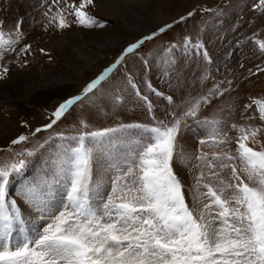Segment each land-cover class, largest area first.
Wrapping results in <instances>:
<instances>
[{
	"label": "snow or ice",
	"instance_id": "obj_1",
	"mask_svg": "<svg viewBox=\"0 0 264 264\" xmlns=\"http://www.w3.org/2000/svg\"><path fill=\"white\" fill-rule=\"evenodd\" d=\"M95 6L93 0L78 3L65 0L63 4L61 0H43L37 5L41 9L40 20L33 18L32 23H39L45 32L63 30L72 24L103 28L107 21L93 14ZM253 7L264 16V0L254 2ZM194 11L179 16L172 24L184 21ZM24 23L25 17L19 16L5 31L4 21L0 19V80L9 73V65L3 63L6 53L15 54L20 68L30 63L27 57L32 45L23 43L17 50L26 37ZM172 24L158 26L127 42L112 64L77 93L58 101L47 122L12 139L9 150L26 143L30 136L52 130L66 119L70 110L83 107L85 98L98 110H103L109 95L114 102L121 101V89H115L112 94L102 92V82L128 54L170 29ZM189 46L206 62L201 81L211 80V87L176 103L172 95L156 91L149 83L151 92L167 101L166 119L157 118L158 106L141 93L132 74L126 73L125 85L144 102L152 125L120 123L90 131L81 120L74 135L52 133L49 139L55 137L65 143L52 158L51 183L46 179L43 187L36 181H28L11 191L13 180L23 175L27 157L33 155V150L23 148L0 162V264H264V145L260 150L250 146L258 143V136L264 138V101L255 102L258 125L248 122L254 119L252 116L239 125L215 118L197 119L202 107H210L215 98L238 90V81L243 76L233 79L226 76L217 82L212 76L214 61L208 50L186 37L184 47ZM259 49L264 55V40L259 43ZM38 51L45 53L44 48ZM48 59L52 57L49 55ZM239 67L244 65L241 63ZM224 69L231 73L226 64ZM216 71H220L219 65ZM256 71L264 74V68L258 65ZM250 108L251 104H243L235 111L243 114ZM228 111L231 114L234 110ZM189 119L213 126L209 140L215 145L227 147L230 143L227 132L216 130L218 127L238 133L235 155L212 153L210 159L202 152L195 157L207 166V179L217 181L215 187L211 182L203 183V171L196 177L197 190H206L200 193L206 202L197 212L188 206L184 185L173 168L174 160L185 161L194 155L187 153L180 143ZM132 130L143 133L141 142L128 155H113L106 146ZM97 167L99 173L107 168L114 174L109 190H101L100 176H94ZM224 169L230 172L227 180L221 175ZM53 189H58L59 195Z\"/></svg>",
	"mask_w": 264,
	"mask_h": 264
},
{
	"label": "rangeland",
	"instance_id": "obj_2",
	"mask_svg": "<svg viewBox=\"0 0 264 264\" xmlns=\"http://www.w3.org/2000/svg\"><path fill=\"white\" fill-rule=\"evenodd\" d=\"M135 1L139 2L136 4L139 8L136 6V9H140V13L144 11L143 15L146 14L145 2L150 4V9L154 13L160 14L159 9L156 10L155 7L161 4L166 6L165 12L170 16L177 14L175 19L166 24H172L179 16H186L189 11L194 9L195 11L192 16L187 17L182 22L172 24L170 29L145 42L139 49L128 54L125 60L106 77V80L102 82L101 91L112 94L115 89L119 88L121 89L119 93L122 97L121 101L114 102L112 96L109 95L104 102L103 110H98L85 98L83 107L77 106L75 111L70 110V114L67 115L66 119L54 125L52 130L41 131L30 136L26 143L12 146L9 150L12 139L20 133L27 134L29 130H34L47 122L50 112L58 101L68 94L77 93L91 78L113 63L127 42L134 41L141 34L129 33L122 24V19L115 17L108 4L103 3V0H93L96 6L92 10L98 19L107 21L103 28H88L72 24L63 30L54 31L49 29L47 32L43 30L39 23H32L33 18L36 21L40 20L41 9L37 5L41 4L43 0H0V19L4 21L5 31L16 22L19 16L25 17L23 30L26 37L24 41L17 45V50L23 46V43L32 45L31 54L27 57L30 63L25 68H20L17 65L14 53L5 54L3 63L9 65V73L6 79L0 80V91H3L5 87L11 90V93H14L11 94L13 98L8 101L0 98V119L9 122L7 125H0V162L9 159L13 152H19L23 148L33 150V155L27 157L28 164L23 175L13 180L12 192H15L21 183L28 181H36L41 187H43L46 179L51 183L52 158L58 147L65 143V141L55 137L49 139L52 133L62 132L66 136L74 135L79 127L78 121L81 120L88 124L87 130L90 131L104 127H115L120 123L152 125L153 122L147 113L144 102L135 92L126 87V73L132 74L141 93L147 94L153 104L158 106L155 110L158 119H166L167 101L152 93L149 83L151 88L156 91H163L166 95H172L176 103L200 95L211 87V80L201 81V74L206 67V62L194 47H184L186 37H191L194 43H199L208 50L214 61L211 66L212 76L215 77L217 82L223 80L226 76L228 79L243 76L238 81V90L215 98L210 107H202L197 119L215 118L221 122L239 125L245 122L246 117L252 116L254 119L248 122L253 125L259 124V114L256 111L257 105L255 102L264 101V74L257 72L256 66L264 68V55L261 54L259 49V43L264 40V16L253 7L254 2L258 3V0ZM64 2L65 0H61L62 4ZM68 2H72V0H68ZM75 2L78 3L79 0H75ZM108 34L120 36L118 38L120 44H117L115 48H98L96 45L87 44L90 39H100ZM56 35L61 41L65 38L76 40L75 43L81 44L84 51L96 53L99 57L94 61L95 63H85L75 54L73 46L67 41L63 45L64 50L61 47L63 51L57 46L54 48L47 47L46 42ZM39 48H44L46 54L40 53ZM228 53H232V56L229 57ZM49 55L52 57L51 60L48 59ZM145 60L148 62L147 65L143 63ZM241 63L244 65L243 68L239 67ZM225 64L231 69L230 74L225 72ZM69 65L83 67L79 76H73ZM217 65L220 66L219 72L216 71ZM41 69H47L68 78L71 77L72 80L58 92H42L41 95H31L24 100L18 99L17 97L22 96L23 93L13 90L15 85L12 82L13 78H16L17 74L20 73L18 78L24 80L30 74L32 80L39 81L38 73ZM243 104H251V108L247 113L241 114L235 111ZM229 108L234 110L231 114L228 111ZM25 123L27 126H25ZM74 125L77 127H73ZM188 125L187 129L182 130L180 143L187 153L194 155H191L190 159L185 161L177 162L174 160L173 168L184 185L185 199L188 206L194 212H197L202 207V203L206 202L200 196V193L206 190L203 188L197 190L196 177L203 171L205 174L203 183L211 182L215 187L217 181L207 179V166L195 157L202 152L207 153L210 159L212 153L229 152L235 155L234 141L238 133L222 126L216 129L227 132L226 138L230 143L225 147L215 145L209 140L213 126L196 124L192 119L188 120ZM142 136L143 133L132 130L126 136L119 137L113 141L112 145L106 147L113 155H128L129 151L141 142ZM200 140L207 142L201 144L199 143ZM257 140L258 143L250 144V146L260 150L261 146L264 145V138L258 136ZM100 163L102 164L103 160ZM215 170L220 171L219 169ZM97 174L100 176L101 190H109V181L114 174L107 168L103 173H99V167L95 169L94 176ZM221 175L227 180L230 172L228 169H224ZM53 191L56 195H59L58 189H53ZM15 235L17 233H14Z\"/></svg>",
	"mask_w": 264,
	"mask_h": 264
},
{
	"label": "bare ground",
	"instance_id": "obj_3",
	"mask_svg": "<svg viewBox=\"0 0 264 264\" xmlns=\"http://www.w3.org/2000/svg\"><path fill=\"white\" fill-rule=\"evenodd\" d=\"M103 3L108 4L110 11L115 17H119L122 19L121 22L124 25V27H126L127 31H129V33L131 32L132 34H136V35L149 33L151 30L156 29L158 26H162L166 23H169L177 17V14L174 16L171 15L172 17L169 14H167L165 12L166 6L161 4L156 5L155 7L156 10L159 9L160 11V14H157L150 9L151 8L150 4H147V2H145L144 4L146 5V10H145L146 14L143 15L144 11L143 13H140L139 11L140 9H136L138 7L136 4H138L139 2H136L135 0H103ZM119 37L120 36L117 34L116 35L108 34L100 39L97 38L90 39L89 42L87 41L88 42L87 44L96 45L98 48L111 49V48H115L117 44H120V42H118ZM66 41L73 46V50L75 54L78 55V57H80L85 63L94 62L99 57V55H96V53L84 51L81 48V44L79 45V43H75L76 40L74 41V39L65 38L63 41H61L57 35L49 38V41L46 42V45L49 48L52 47L54 48L57 46L58 48L61 49V47L63 48V45L66 44L65 43ZM69 67L72 70V74L74 77L79 76V74L83 69L82 66L69 65ZM19 74L20 73H18L16 78H13L12 80L13 84H15L13 90L20 93L22 92L23 95L17 98L23 100L29 98L31 95L33 96L41 95L42 92L43 93H50L54 91L58 92L61 90L62 87L66 86V84H69L72 80L71 77L68 78L67 76L60 75L58 73L52 72L47 69L46 70L41 69L39 71L38 73L39 81L32 80L30 78V74L26 76L24 80H21L22 78L21 79L18 78ZM11 94L14 93H11V90L4 87L3 91H0V98H4L5 101H8L9 99L13 98V95ZM8 123L9 122L0 119V125L2 124L7 125Z\"/></svg>",
	"mask_w": 264,
	"mask_h": 264
}]
</instances>
